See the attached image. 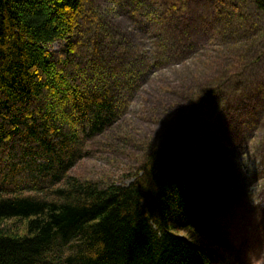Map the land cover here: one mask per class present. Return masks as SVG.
Listing matches in <instances>:
<instances>
[{
	"label": "trees",
	"instance_id": "obj_1",
	"mask_svg": "<svg viewBox=\"0 0 264 264\" xmlns=\"http://www.w3.org/2000/svg\"><path fill=\"white\" fill-rule=\"evenodd\" d=\"M85 1L0 0V264H248L214 219L228 174L199 148L215 87L143 150L130 185L70 175L118 118L82 74ZM164 1L163 31L181 5Z\"/></svg>",
	"mask_w": 264,
	"mask_h": 264
},
{
	"label": "rangeland",
	"instance_id": "obj_2",
	"mask_svg": "<svg viewBox=\"0 0 264 264\" xmlns=\"http://www.w3.org/2000/svg\"><path fill=\"white\" fill-rule=\"evenodd\" d=\"M180 1L165 31L164 0L85 1L82 74L113 92L118 121L70 175L130 185L143 150L197 92L215 87L201 147L233 188L214 219L246 247L248 264H264V13L254 0Z\"/></svg>",
	"mask_w": 264,
	"mask_h": 264
},
{
	"label": "bare ground",
	"instance_id": "obj_3",
	"mask_svg": "<svg viewBox=\"0 0 264 264\" xmlns=\"http://www.w3.org/2000/svg\"><path fill=\"white\" fill-rule=\"evenodd\" d=\"M255 3V2H254ZM256 5V4H255ZM257 7V6H256ZM258 9V8H257ZM259 10V9H258ZM172 30V29H171ZM82 56H83V54H82ZM115 96V95H114ZM116 98V97H115ZM117 100V99H116ZM118 109V108H117ZM117 121H118V118H117V120H116V122L113 124V126H112V128L115 126V124L117 123ZM111 128V129H112ZM111 129L110 130H108L107 132H105V134H107L109 131H111ZM104 134V135H105ZM104 135H102V136H104ZM203 136H204V134H203ZM202 136V137H203ZM101 137V136H100ZM99 138V137H98ZM203 147V146H202ZM201 147V145L199 146V148H200V151L202 152V153H204L211 161H212V165H211V167H210V172L211 173H220L222 170H219V171H214L213 169H212V166L214 165V163H215V159L212 157V154L209 152V151H207L206 149L204 150L203 148ZM228 179H229V181H230V183H231V185L233 186V184H232V181L230 180V177L228 176ZM11 226L13 225V224H10ZM19 234H22V232L20 231V233Z\"/></svg>",
	"mask_w": 264,
	"mask_h": 264
}]
</instances>
